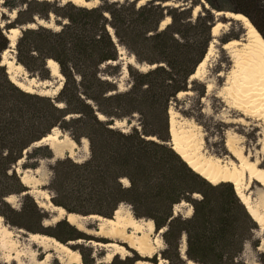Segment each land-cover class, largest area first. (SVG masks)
Returning a JSON list of instances; mask_svg holds the SVG:
<instances>
[{
  "label": "trees",
  "instance_id": "1",
  "mask_svg": "<svg viewBox=\"0 0 264 264\" xmlns=\"http://www.w3.org/2000/svg\"><path fill=\"white\" fill-rule=\"evenodd\" d=\"M158 1L138 8L133 3H112L95 9L72 4L54 7L37 0L22 2L25 9L17 11V26L29 25L34 16L47 19L50 13L67 23L57 32L43 26L23 30L14 48L16 63L45 80L50 59L57 63L63 85L55 100L26 93L0 66V205L5 213L33 226L46 219L47 213L29 194L22 197L18 211L4 200L27 191L11 172L12 166L23 152L58 128L76 142L86 139L89 158L82 163L68 158L55 161L49 183L54 206L83 217L111 218L117 206L126 203L136 219L151 220L157 231H163L160 257L169 264H184L179 251L183 240L187 261L245 264L239 260L245 245L257 248L260 244L255 238L257 223L231 183L212 185L189 168L170 145L169 103L187 91L190 76L204 59L212 41L214 15L205 10L203 16L192 20L189 9L163 7ZM256 1L238 0L247 8ZM2 5L17 8L13 1L6 0ZM237 12L249 18L244 9ZM165 14L170 22L159 30ZM23 15L28 18L20 20ZM107 25L136 63L153 67L141 72L128 66L130 86L124 92L100 75L101 65L117 60L116 43ZM220 41L223 45L230 39ZM8 44L0 27V58ZM118 72V66L107 65L105 74L115 76ZM204 93L201 84L199 95ZM134 115L138 116L139 128L133 126L128 132L115 128L117 121H129ZM30 156L52 155L44 147L34 149ZM123 179L128 186L123 185ZM182 202L191 208L189 217L173 213ZM9 223L23 226L19 221ZM54 229L69 240L85 238L65 220ZM136 262L131 257H114L107 264ZM259 263L264 264V254Z\"/></svg>",
  "mask_w": 264,
  "mask_h": 264
},
{
  "label": "rangeland",
  "instance_id": "2",
  "mask_svg": "<svg viewBox=\"0 0 264 264\" xmlns=\"http://www.w3.org/2000/svg\"><path fill=\"white\" fill-rule=\"evenodd\" d=\"M4 1L6 0H0V14L2 16L0 19V27L3 30L7 29V27L16 29L19 28L20 26L18 25V27L16 25L17 14L14 18H11L10 14L12 13L13 9L2 5ZM7 1H13L14 5L17 7L16 11H19L25 9L22 3L23 1L31 0ZM150 1L151 0L144 1L143 4L140 5V0H99V4L95 8H103L106 4L112 3L119 5L133 3L136 8H138ZM48 2L54 7L71 4L63 3V0H51ZM157 3L161 4L163 7L178 8L180 10L189 9L192 20H195L198 15L203 16L205 10H210L214 12V21L220 23H222L221 21H225V19L224 17L215 16V13L220 12L241 14L237 11L239 9H244L250 18L249 19L246 16L248 22L264 41V0H257L254 6L248 8L242 6L238 0H161ZM166 3L169 5H165ZM196 7H198V10H195ZM105 14V17L109 19V15L107 13ZM27 18L28 16L26 15L20 16V20H25ZM165 18H168L166 14ZM32 19L33 21L30 24L33 25V29L40 26L39 23L42 22V26L54 32L59 31L61 27L67 23L65 19L57 17L53 13H50L47 19H40L36 16H34ZM252 22L261 32H259ZM224 25H226V27L222 29L220 35L214 39L212 38V40L215 42L213 43L212 52L208 61L205 63L195 78H192L191 80L189 78L186 88L187 91H184L185 94L180 96L177 95L174 100L169 103V112L171 113L168 112V114L169 117L172 116L174 118L177 134L188 138L187 143L178 145V150L186 159H189L195 163V165H198L197 163H200L201 160L204 159H217L220 168L232 170V168L237 166L239 162L229 153L225 147L227 141H231L236 151L240 152L248 162H255L258 168L264 169V109H254V107L252 108L250 105L246 104L247 99L244 98L245 94H249L250 96L253 91H249V88L237 87L238 68L236 67L237 57L235 56V53H238L240 56H244L243 51L246 49L250 40L248 32L249 30L245 29L241 23L231 19L226 20ZM161 28L162 26L160 23L159 30H162ZM106 29L112 30V28L108 25ZM221 39H236L240 41L241 45L234 48L231 53H228L227 51L223 50L222 43L220 41ZM114 42L116 43L117 47V60L115 62H109L101 65L99 67V71L103 78L107 77L116 85L118 91L124 92L130 86V78L127 73V67H132V60L135 61V59L133 55L129 53V51H127L117 42L115 37ZM15 54V49H13L12 52H8L6 54L5 58L7 62H13L11 65V73L16 82H20L26 87L30 88L29 90L33 92L32 94L55 100L58 92L60 91L59 90L58 92H55V89L60 82L62 87L63 79L60 80L59 78H52L50 72H48L49 77L48 79L44 80L39 75H37V73H29L23 67L21 70H17L14 67V64H17ZM1 60L2 58H0V61ZM136 64L139 66L138 68L141 72H146L152 68L146 64ZM107 65L118 66V74L115 76H107V74H105ZM32 78L36 80V84H41L44 81H47L46 84H48V88L41 89L40 87H31V85L28 83V80ZM201 84H203L205 87V93L202 96L199 95ZM247 90L249 92H247ZM61 107H63L62 104ZM244 107L245 110H243ZM99 118L103 121L105 120V118L101 115H99ZM129 121L124 120V126L119 127L118 129L122 130L123 132H128L133 126L139 128V120L137 115H134L129 119ZM56 133L60 139L67 141L70 139L74 143L70 152L71 157L69 158L67 155H64L62 159L68 158L75 163H82L89 158V151L86 153L81 143L82 139L84 138L76 142L69 136L68 133L58 128H56ZM171 146L173 147V144ZM44 147L47 146L39 145L28 148L25 152H23L21 159L12 166L11 172L19 177L20 181L21 179L24 180L25 184L28 186H25L28 193L29 191L32 193L43 192L48 196L47 203L49 202L51 205H53L51 202L52 193L49 189V183L52 177L51 167L55 161L59 159L54 158L52 153L51 158H42L40 156L29 157L34 149ZM243 183L248 185L249 192L253 194V200L257 195H264V189L256 181L249 180L246 177L244 178ZM12 195L14 196L13 203L8 204L6 201L5 203L11 209L18 211L22 206L23 196L22 194ZM182 203L184 204H179L173 208V213L182 215L183 217H189L191 208L189 204L185 202ZM119 205L128 210L133 216L130 205L126 203H121ZM42 210L47 213V217L44 220H49L53 217V213L49 212L48 208ZM4 214H6L7 219L3 216ZM0 217L2 218L3 223L11 229V239L18 242L20 249L28 246L26 241L27 234H34L35 232H39L38 234L46 236L55 235V237H51L62 244L69 240L64 233L54 229L58 222L51 224L48 227L42 226V222L33 226L27 223V221H21L19 218L12 217L7 212L5 213V209L1 205ZM11 220L21 222L23 226H13L9 223ZM143 220L147 221L148 219ZM97 225L98 224L94 221H87L84 224V227L87 228V230L94 231L97 228ZM258 233L259 230L256 231L255 238L259 239V246L257 248H253L251 244L247 243L239 257V260L243 261L245 264H260L259 257L261 254H264V233ZM152 234L153 237H157L159 235V231L154 228ZM83 235L85 238L83 241L81 240L82 243L68 246V248L79 253L82 264H106L105 257L107 255V251H105L100 246H91L87 244V242L107 244L112 243L113 241L109 239L97 238L87 235L86 233ZM116 244L122 246L125 252L122 255L113 256V258L117 257L124 259L131 257L137 259V262H145L149 264H158V257L161 258L160 253L153 256L152 258H142L127 245L119 242H116ZM182 246L183 241L180 244V248ZM30 248L36 252L38 259H44L48 256V264H60L59 261L55 259V256L52 252H43L42 249L35 245H30ZM3 255L4 252L1 251L0 264H4ZM183 260L184 264H189L188 262L196 264L191 261H187L186 258ZM8 264L17 263L9 262ZM22 264H26V262L22 260ZM166 264L169 263L166 261Z\"/></svg>",
  "mask_w": 264,
  "mask_h": 264
},
{
  "label": "bare ground",
  "instance_id": "3",
  "mask_svg": "<svg viewBox=\"0 0 264 264\" xmlns=\"http://www.w3.org/2000/svg\"><path fill=\"white\" fill-rule=\"evenodd\" d=\"M40 1L48 2L51 0ZM144 1L147 0H140L139 4L142 5ZM63 3H71L79 8L91 9L95 8L99 4V0H63ZM165 5L169 4L166 3ZM195 10H198V7H196ZM15 15L16 11H12V13L10 14L11 18H14ZM215 16L226 17L229 20L231 19L237 21L241 23L245 29L249 30L248 32L250 40L246 49L243 51L244 56H240L238 55V53H235V56L237 57L236 67L238 68L237 87L249 88V91H253L250 96L249 94H245L244 98L247 99L246 104L250 105L252 108L254 107V109H264V41L250 25L248 19L245 16L241 14L220 12L215 13ZM39 24L40 26L43 25L42 22H40ZM168 24L169 18H165L164 20H162L161 29L166 27ZM27 27L33 28V25L29 24ZM225 27L226 25L220 22H215L214 26L211 29V37L213 39L218 37L222 29H224ZM108 32L114 40L113 31L111 29H108ZM19 35V31L16 28L6 31L5 36L8 39L9 44L7 49L1 55L2 60L0 61V66H4L7 68L9 79L14 85H16L19 89L26 93L32 94L33 92L29 90L30 88L26 87L20 82H16L11 73V65L13 64V62H7L5 58L8 52L13 51ZM214 42L215 41L212 40L209 44L210 46L204 59L197 66L194 74L190 76V80L196 77V75L208 61L212 52ZM239 45H241L240 41L235 39L225 43L222 48L228 53H231V51ZM46 65L52 78H59L60 80L63 79L56 62L49 59L47 60ZM131 65L139 70V66L135 63L134 60H132ZM14 67L17 70L22 69L21 65L18 64H14ZM46 82L47 81H44L41 84H36V80L34 78L28 80V83L29 85H31V87H40L41 89L48 88V84H46ZM60 88L61 82L56 87L55 92H58ZM249 91L247 90V92ZM182 94H185V92H180L178 96ZM58 106L61 107V104H58ZM243 110H245V107ZM123 126L124 122L115 123V128ZM169 131L171 137V145L173 144V150L182 158V160L188 165V167L212 185H217L222 182L231 183L236 195L245 205L247 211L252 216L254 221H256L259 229L258 234L264 233V195H257L253 200V194L249 192L248 185L243 183L244 178L247 177L249 180H253L259 183L264 189V169L258 168L255 162H248L240 152L236 151L231 141H227L225 147L227 148L229 153L239 162V164L237 166H234L232 170L220 168L217 159H204L201 160L200 163H197L198 165H195V163H193L189 159H186L178 150V145L187 143L188 138L182 137V135L177 134L175 121L172 116L169 117ZM81 143L86 153H88V141L86 139H82ZM73 144V141L70 139L68 141L60 139L58 134L56 133V128H54L47 136L34 143L32 146L45 145L49 148L54 158L62 159L64 155H67L69 158L71 157L70 152ZM121 182L124 186H128V182L125 179L121 180ZM21 183L24 186L28 187L23 179H21ZM29 195L34 199L38 207L44 210L48 208L49 212L53 213V217L51 219L43 221L42 224L44 227H48L51 224L57 223L61 220H65L69 225L73 226L80 232L97 238L109 239L113 241L112 243L107 244L87 242V244L91 246H100L105 251H107V255L105 257L106 264L111 261L113 256L122 255L125 252L124 248L117 245L116 242L127 245L131 250L136 252L142 258H152L153 256L158 255V253H160V251L163 249V243L159 236L161 231L159 232V235L157 237H153V222L151 220L146 221L143 219H135L132 214L128 210L124 209L121 205H119L115 209L111 218H103L98 215L82 217L75 214L67 215L61 207L51 205L49 202L47 203L48 196L43 192L32 193L31 191H29ZM5 200L8 204H12L14 201V196L10 195L6 197ZM182 204L184 203H181V205ZM87 221H94L95 223H97V228L94 231L87 230L84 227V224ZM11 237V229L3 223L2 218L0 217V252H4V264H8L9 262L22 264V260H24L26 264H48V256L44 259H38L36 252L30 248V245L39 247L43 250V252H52L55 256V259H57L60 264H82L80 261L79 253L68 248V246L82 243L81 240H78L75 243L69 242V244L64 245L56 241L54 238L46 235L27 234L26 241L28 246L20 249L18 242L12 240ZM184 252L185 244L183 241V246L180 248V255L183 259H185ZM188 263L192 264L190 262ZM135 264L149 263L136 262ZM158 264H166V261L158 257Z\"/></svg>",
  "mask_w": 264,
  "mask_h": 264
},
{
  "label": "water",
  "instance_id": "4",
  "mask_svg": "<svg viewBox=\"0 0 264 264\" xmlns=\"http://www.w3.org/2000/svg\"><path fill=\"white\" fill-rule=\"evenodd\" d=\"M13 11H16V10H13ZM213 14H214V12L213 11H211ZM16 14H17V11H16ZM224 19H225V21H221L223 24L224 23H226V20H228L226 17H224ZM28 25H25V26H23V27H19V28H17L18 29V31H19V34H21V32L23 31V30H25V29H29L28 27H27ZM9 29H13V28H9ZM9 29H5L4 30V33H6V31H8ZM20 36V35H19ZM212 36V35H211ZM114 37V36H113ZM16 44V43H15ZM223 46V45H222ZM169 135H170V131H169ZM29 193H28V191H26V192H24V193H22V196H24V195H28ZM4 201H6V200H4ZM65 211V210H64ZM65 213L67 214V215H69L70 213H68V212H66L65 211ZM83 217V216H82ZM134 217V216H133ZM252 217V216H251ZM135 218V217H134ZM136 219V218H135ZM254 220V219H253ZM256 222V221H255ZM43 223V222H42ZM42 226H43V224H42ZM87 229V228H86ZM89 229V228H88ZM80 232V231H79ZM163 231H161V233H162ZM39 232H35L34 234H38ZM80 233H82V234H85V233H83V232H80ZM161 233H160V235H161ZM49 237H51V236H49ZM160 238H161V236H160ZM78 240H82L83 241V239H81V238H79V239H76V240H67L64 244H69V242H76V241H78ZM161 240H162V238H161ZM162 243H163V241H162ZM185 255V254H184Z\"/></svg>",
  "mask_w": 264,
  "mask_h": 264
}]
</instances>
